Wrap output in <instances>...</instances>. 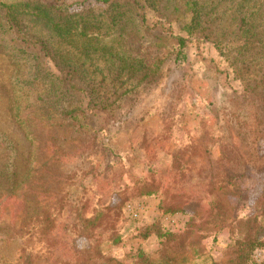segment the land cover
Returning a JSON list of instances; mask_svg holds the SVG:
<instances>
[{
	"label": "trees",
	"instance_id": "1",
	"mask_svg": "<svg viewBox=\"0 0 264 264\" xmlns=\"http://www.w3.org/2000/svg\"><path fill=\"white\" fill-rule=\"evenodd\" d=\"M100 3L73 11L66 0H0V55L13 68L6 90L8 113L27 144L21 150L16 139L0 131V202L28 189L26 201L36 207L31 213L29 206L14 233L21 248L13 264H48L43 250L55 243L54 213L70 203L78 173L82 180L95 173L92 152L85 156L84 150L69 154L79 156L82 164L66 170L61 134L82 132L89 139L88 151L90 144L95 151L98 120L131 116L143 95L161 85L168 62L180 70L192 57L212 75L225 65L242 87L221 109L225 130L219 142L210 133L209 144L173 155V168L180 172L176 174L185 178L187 162L210 160L213 147L207 145H219L220 170L204 167L211 171L209 215L199 224L186 223L179 233L158 222L142 227L140 237L156 235L160 247L153 255L139 249L127 258L132 264H264L254 261L256 252L264 251V185L252 215L236 214L233 202L246 199L241 183L249 170L264 175V0ZM208 46L218 59L206 55ZM171 112L168 119L174 122ZM20 157L26 163L22 171ZM158 190L157 184L143 185L141 194L152 196ZM181 210V206L161 208L171 215ZM119 212L120 207L105 208L85 222L82 234L101 227L114 230ZM209 227L230 232L231 241L219 262L203 245ZM40 244L45 246L42 252ZM59 264L125 262L104 255L92 244L75 262Z\"/></svg>",
	"mask_w": 264,
	"mask_h": 264
},
{
	"label": "rangeland",
	"instance_id": "2",
	"mask_svg": "<svg viewBox=\"0 0 264 264\" xmlns=\"http://www.w3.org/2000/svg\"><path fill=\"white\" fill-rule=\"evenodd\" d=\"M100 1L102 0H66L73 11L98 7L101 5ZM206 55L218 59L211 46L206 47ZM193 58L188 66L180 70H177L173 62H168L164 67L165 77L161 85L143 95L140 105L136 106L131 116L121 120L117 117L115 121H108L106 118L98 120L95 127V132L98 133L95 151L92 144V149L88 151L89 139L84 133L61 134L63 152H66V170L82 164L79 156L72 157L69 154L84 150L85 156L92 152L90 159L95 173L86 176L84 180L83 175L78 173L76 180H79L75 183L78 188L70 191V203L61 213H54L55 229L52 237L55 243L50 245L52 248L48 251L43 250L44 245L38 246V251L43 250L45 253L48 264L75 262L92 244L98 245L104 255L132 264L127 257L137 250L153 255L160 247L156 235L146 240L140 237L142 227L158 222L165 229L179 233L186 223L188 226L193 221L199 224L208 218L213 199L211 171L204 170V167L211 166L220 170L219 145H207L208 148L213 147L210 160L187 162L185 178L176 174L180 172L173 168V155L198 144H209L210 133L216 138V143L219 142L225 130L221 109L229 96L241 91L242 87L233 79L231 69L225 65H220V73L212 75ZM51 68L55 71L53 66ZM12 70L8 59L0 55V131L11 135L18 141L20 149L26 150L27 144L8 113L6 90L10 88ZM183 85L187 88L179 87ZM175 93L182 95L176 97ZM170 108L172 112L168 111ZM168 112H171L174 122L169 121ZM144 116L145 119L141 121ZM25 164L24 158L20 157L18 165L21 171ZM153 183L159 186L158 193L143 196V185L149 187ZM263 185L264 175L251 170L247 172L246 179L241 183L246 199H233L236 214L243 217L254 213ZM34 192L37 193L36 190ZM27 195H30L28 189L0 202V264H13L20 251V240L14 237V233L19 229L29 206L31 213L36 209L33 202L30 205L26 201ZM36 202H39V196ZM129 206L133 208L137 218L133 216L134 213L129 212ZM170 206H181L182 210L173 215L161 211L162 207ZM118 207L120 212L114 230L101 227L88 232L90 236L82 234L85 222L94 220L105 208L114 210ZM77 212L81 213L80 219ZM169 219L175 220L177 225L170 227ZM207 234L208 237L203 241L206 253L213 261L219 262L231 241L230 232L218 233L211 229ZM118 238L119 243H116ZM263 260L264 251L256 252L254 261L262 263Z\"/></svg>",
	"mask_w": 264,
	"mask_h": 264
},
{
	"label": "built area",
	"instance_id": "3",
	"mask_svg": "<svg viewBox=\"0 0 264 264\" xmlns=\"http://www.w3.org/2000/svg\"><path fill=\"white\" fill-rule=\"evenodd\" d=\"M128 210L130 213H134V217L137 218V214L134 212L133 208L131 206L128 207ZM170 220V227H175V225H177V222L173 219H169ZM176 223V224H175ZM178 227V226H177Z\"/></svg>",
	"mask_w": 264,
	"mask_h": 264
}]
</instances>
